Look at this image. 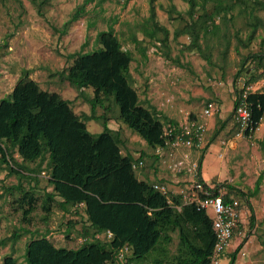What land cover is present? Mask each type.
<instances>
[{
    "label": "trees",
    "instance_id": "1",
    "mask_svg": "<svg viewBox=\"0 0 264 264\" xmlns=\"http://www.w3.org/2000/svg\"><path fill=\"white\" fill-rule=\"evenodd\" d=\"M107 1L84 0L65 27L86 16L88 5L97 2L102 6ZM130 1L124 0L125 6ZM184 1L189 5L186 14L177 12L174 5L168 11L173 19L174 14H177L184 24L176 31L175 39L188 35L191 42L186 48L199 53L209 63L212 62L213 39L217 44H225L224 54H228L231 47L230 25L239 18L246 20L250 30L246 39L235 32L237 50L239 47L249 48L258 30H264V18L258 15L264 12L263 0ZM32 3L38 13L44 16L43 8L50 5L51 0H32ZM149 3L148 24L152 32L148 37L160 43L159 48L167 50L166 56L170 60V32L158 21L157 0H150ZM159 34H163V37H158ZM133 40L138 44L136 38ZM96 43L99 47L94 51L84 52L87 47L85 44L79 52L69 55L68 60H73L72 65L59 73L82 95L86 89H93L94 97L89 100L91 115L77 114L73 101L64 99L57 92L43 90L38 82L30 78L28 70H24L13 91L0 99V164L6 165L9 176L16 175L19 179L17 185L3 188L8 193L14 190L22 192L17 202L23 210V221L31 224V215L38 201V188L30 186L28 190L24 189L23 180L31 181L30 176L34 175L38 181L44 171L52 187L43 200L42 208L47 213L44 220L50 219L55 204L65 214L78 215L82 209L86 215L82 217L81 230L85 241L78 249L57 247L48 234L36 237V232L31 233L33 236L26 245L25 264H140L152 256L151 264H213L217 240L212 218L206 211L199 210L196 204L186 203L183 194L175 195L169 188L165 196L154 188L155 185H167L140 180L135 171L142 169L141 173H145L146 164L144 167L139 166L144 160L142 157L134 159L129 151H123L126 149L123 137L126 129L138 135L153 151L170 148L171 139L165 135L166 130L178 127L179 122L169 119L151 103L140 99L130 74L133 55L124 49L113 25L109 30L98 33ZM260 48V51L243 60L236 81L243 79L244 88L237 89L234 116L215 129L214 139L222 134L234 117V128L237 133L240 132L236 110L245 93L252 109L254 130L264 121V93L247 90L264 75V37ZM146 51V48L141 51L144 58ZM250 60L256 63V71L248 74L250 67L247 64ZM179 66L185 68L183 64ZM99 106L105 110L103 115L96 113ZM93 120L103 125L102 133L93 134L88 130L87 123ZM110 121L117 123L116 130L109 126ZM252 134L246 131V136ZM259 145L264 154V140ZM208 148H205L201 158L200 170ZM15 155L19 156L21 162ZM43 165L46 167L43 168ZM263 179L264 170L255 188L248 193L221 183L227 192L224 199L229 203L239 202L242 209L243 200L249 204L250 199L260 193ZM205 186L211 196L219 195V188ZM245 222L243 218L239 219L233 239L239 235ZM254 223L253 216L250 229ZM22 230L27 233V230ZM69 230L74 231L72 222ZM109 233L112 234L111 239L108 238ZM177 233V250L174 255H170L169 248ZM22 236V233L16 232L11 240L16 242ZM7 241L3 239L0 244ZM246 242L245 239L229 254L230 264H236ZM125 247L130 249L131 254L123 263L118 257ZM225 254L219 256L220 261ZM0 264L21 263L9 255Z\"/></svg>",
    "mask_w": 264,
    "mask_h": 264
},
{
    "label": "rangeland",
    "instance_id": "2",
    "mask_svg": "<svg viewBox=\"0 0 264 264\" xmlns=\"http://www.w3.org/2000/svg\"><path fill=\"white\" fill-rule=\"evenodd\" d=\"M2 1L0 0V99L13 91L24 70H28L30 78L38 82L43 90L57 92L64 99L73 101L78 107L77 111L74 109L75 112L91 115L89 100L94 97L93 89H86L82 95L59 73L72 65L73 60H68V56L79 52L83 45L87 44L84 52L96 50L99 47L96 43L98 33L109 30L113 25L124 49L133 55L131 72L139 76L133 85L139 87L137 91L142 101L152 102L164 116L177 122L188 118L199 119L209 101L217 103L219 111L211 120L213 125L210 124L205 136V148H209L204 154L201 177L212 184L233 185L245 193L255 188L264 170V154L259 145V142L264 140V121L252 139L238 136L234 128L235 117L216 139L214 131L223 121H228L230 116H234L237 89L244 88V80L237 82L236 77L243 60L260 51V43L264 37L263 29L258 30L256 39L249 48L239 47L237 50L235 32H239L240 36L246 39L250 30L246 26V20L239 18L230 25L231 47L228 54H224L225 44H217L214 39L210 41L213 56L212 62L209 63L199 53L186 48L191 42L188 35L175 39L176 31L184 24L177 14H174L173 19L168 11L174 5L177 12L186 14L189 10L187 2L157 0L158 21L170 32L171 57L168 60L167 50L159 48L160 43L153 42L154 40L151 41L148 37L152 32V27L148 24L150 0H131L126 6L124 0H108L102 6L95 2L87 6L86 16L70 24L68 28L65 27L66 23L84 0H51L50 5L43 8L44 16L38 13L32 0ZM258 15L264 18L263 11ZM158 37H163V34ZM134 38L138 40L139 45L134 43ZM145 48L147 51L144 58L141 51ZM179 64L185 65V68ZM247 66L250 67L248 74L256 71V63L251 60ZM247 90L264 93V75ZM115 108L118 112L116 105ZM96 113L103 115L105 110L99 106ZM109 124L111 128L116 127L115 121H110ZM87 127L93 134L103 132V125L94 120L88 122ZM123 134L126 141L124 153L129 151L134 159L142 157L146 164L144 169L148 171L151 162L149 153L152 149L133 132L126 129ZM15 158L21 162L18 155H15ZM45 167L43 165V168ZM6 168V165L0 164V241L8 239L0 244V263L5 257L13 255L19 263L25 264L26 245L33 236L31 233L35 232L36 237L39 234H48V238L57 247L78 249L85 241L81 234L82 217L85 216L83 210L81 209L78 215L65 214L55 204L50 219L45 221L47 213L42 208L43 200L46 192L52 191V187L47 182L48 174L44 171L38 181L34 175L30 176L31 181L23 180L24 189L28 190L30 186L38 188L36 210L31 215V224H26L23 221V210L17 202L22 197V192L14 190L13 193H8L3 188L19 183L18 177L9 176ZM141 171L142 169L135 171L139 177ZM242 210V213L245 212V226L232 240L220 264H230L229 254L245 239L247 242L238 254L236 264H264V179L260 193L251 198L249 204L243 200ZM253 216L255 223L250 229ZM70 222L74 224L73 232L69 230ZM22 229L27 230L28 234ZM16 232L22 233L23 236L14 242L11 237ZM178 243L177 233L174 234V241L169 248L170 255L176 253ZM152 259L153 256L140 264H151Z\"/></svg>",
    "mask_w": 264,
    "mask_h": 264
},
{
    "label": "built area",
    "instance_id": "3",
    "mask_svg": "<svg viewBox=\"0 0 264 264\" xmlns=\"http://www.w3.org/2000/svg\"><path fill=\"white\" fill-rule=\"evenodd\" d=\"M246 98L247 94L245 93L244 98L241 99L236 110L237 120L241 127L238 136L252 139L259 128L254 130L252 126V109ZM218 110V105L210 102L204 108L200 119L192 120L188 118L180 122L178 127L171 128L168 131L166 130L165 134L167 138L171 139L170 147L184 149L182 156L168 166V169L173 174L184 176L185 184L189 185L187 189H183L179 194L184 195L186 203L196 204L199 210L206 211L213 220L217 240L213 264H220L219 256L231 246L234 228L237 226L239 219H242L243 214L239 202H226L224 197L227 192L223 184L219 183L216 186V184L206 182L201 177L200 160L192 157V152L196 149L201 150L204 148L205 136L210 129L209 121ZM248 130L253 132L249 137L246 136V131ZM139 166L144 167L145 163L141 161ZM205 184L212 185L210 186L211 189L219 188V195L211 196ZM154 188L165 196L169 193V187L155 185ZM189 192L191 193L188 194ZM108 238L111 239L112 234L109 233ZM130 254V249L125 247L120 251L118 259L124 263Z\"/></svg>",
    "mask_w": 264,
    "mask_h": 264
},
{
    "label": "crops",
    "instance_id": "4",
    "mask_svg": "<svg viewBox=\"0 0 264 264\" xmlns=\"http://www.w3.org/2000/svg\"><path fill=\"white\" fill-rule=\"evenodd\" d=\"M131 66H132V64H131ZM130 74H131L132 81L134 83H136V79H138L139 76L137 77L136 75H134L131 72V69H130ZM134 87L136 88V90L139 88L137 85H135ZM148 99L151 100L150 97H148ZM209 102H211V101H209ZM151 105H154V104L151 102ZM73 107L77 111L78 107L76 106V104H73ZM157 110H160V109L157 108ZM76 113L80 114L78 112H76ZM212 119L213 118H211L210 121H209L210 124H211V120ZM211 125H213V124H211ZM117 128H118V125L116 123V127L113 128V129L116 130ZM204 143H205V141H204ZM204 147H205V145H204ZM202 151H203V149H201V150L200 149H196L194 152H192V157L195 158V159H199L201 161V158L203 156L202 155ZM183 153H184V149H174L172 147L165 148V149H160V150L157 149L155 151L152 150V152L149 153V155H150L149 158L151 159L150 160L151 162L149 164L150 165V169H148V171H145V173L142 172L140 174L139 179L140 180H145V181L150 180V181L155 182V183H163V184L167 185L170 188L171 191H173L176 194H179L183 189H186L189 185L185 184V177L184 176L173 174L168 169V166L170 164L174 163L176 160H178L182 156ZM201 170H202V168H201ZM206 182H209V181H206ZM244 217H245V212L243 213V219H244Z\"/></svg>",
    "mask_w": 264,
    "mask_h": 264
},
{
    "label": "clouds",
    "instance_id": "5",
    "mask_svg": "<svg viewBox=\"0 0 264 264\" xmlns=\"http://www.w3.org/2000/svg\"><path fill=\"white\" fill-rule=\"evenodd\" d=\"M209 103H210V102H209ZM214 103H215V102H214ZM206 106H207V105H206ZM206 106H205V107H206ZM217 112H218V111H217ZM217 112H216V113H217ZM214 116H215V115H214ZM214 116H213V117H214ZM199 119H200V118H199ZM179 123H180V122H179ZM204 148H205V147H204ZM204 148H203V150H204ZM158 149H161V148H158Z\"/></svg>",
    "mask_w": 264,
    "mask_h": 264
}]
</instances>
